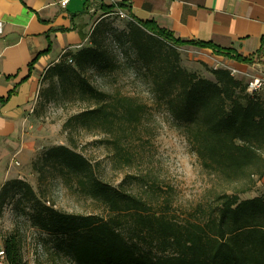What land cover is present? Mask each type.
I'll use <instances>...</instances> for the list:
<instances>
[{
    "label": "trees",
    "instance_id": "1",
    "mask_svg": "<svg viewBox=\"0 0 264 264\" xmlns=\"http://www.w3.org/2000/svg\"><path fill=\"white\" fill-rule=\"evenodd\" d=\"M116 9L127 11L135 25L173 48L211 50L214 56L241 64L260 62L264 56V41L257 55L242 57L211 43L180 39L153 23L139 22L123 3L100 5L104 15ZM104 40L102 26L97 25L90 36L92 46L76 53L66 51L44 78L66 83L85 106L64 125L69 140L73 143V133L80 130L108 136L99 143L111 149L113 166L121 170L136 161V132L150 107L135 97L98 90L83 75L105 62ZM178 62L176 55L169 66L152 74L157 107L171 116L204 172L234 192L223 190L209 212L207 208L190 215L193 220L179 223L165 212L168 206L155 211L148 198L126 188L139 181L138 177L127 176L114 187L103 182L89 159L74 147L56 146L33 161V172L41 182L59 177L69 191L104 206L105 214L80 216L47 206L23 179L7 181L1 187L0 212L8 198L17 194L36 203L35 225L60 238L73 264H264V193L241 199L264 179V97L248 94L245 82L228 69H212L213 79L209 80L181 68ZM33 66L34 62L30 71ZM6 101L0 99L1 104ZM3 245L9 264H26L18 236L7 237Z\"/></svg>",
    "mask_w": 264,
    "mask_h": 264
},
{
    "label": "rangeland",
    "instance_id": "2",
    "mask_svg": "<svg viewBox=\"0 0 264 264\" xmlns=\"http://www.w3.org/2000/svg\"><path fill=\"white\" fill-rule=\"evenodd\" d=\"M89 25L87 47L92 46L90 36L94 29L101 25L105 33L103 45L106 58L103 64L88 69L83 75L98 90L135 97L150 107L147 118L136 132V161L130 168L115 169L111 149L99 143L108 137L102 134L92 135L80 130L73 133V143L69 140V131L64 130V125L71 115L85 106L73 95V89L57 78L42 80L34 103L26 112L24 127L38 131L42 137L33 161L52 147H74L89 159L98 177L107 184L117 187L127 176L138 177L139 181H133L134 184L126 188L148 198L155 211L168 206L165 212L170 217H176L179 223L193 220L190 215H198L200 211L203 213L207 208L209 212L216 195L226 189L227 193L234 191L204 172L197 155L171 116L164 108L157 107L152 74L165 69L171 59L178 55L181 68L212 80L210 71L227 69L228 61L193 47L173 48L166 45L135 25L129 17L121 19L115 14L103 15L98 12L89 17ZM32 164L30 171L17 179L30 184L41 203L54 205L57 210L73 215L105 214L104 206L75 190L69 191L59 177H48L41 182L39 175L33 172ZM263 193L264 179L241 199H252ZM35 208L36 203L22 194L8 198L0 212V238L3 244L7 237L18 236L26 264H73L62 249L60 238L35 225ZM145 249L149 250L147 247Z\"/></svg>",
    "mask_w": 264,
    "mask_h": 264
},
{
    "label": "crops",
    "instance_id": "3",
    "mask_svg": "<svg viewBox=\"0 0 264 264\" xmlns=\"http://www.w3.org/2000/svg\"><path fill=\"white\" fill-rule=\"evenodd\" d=\"M62 1L0 0V99L7 100L0 103V189L30 171L41 143L39 132L25 128L24 122L46 71L66 51L76 53L89 45V17L103 14L100 5H109L107 0H69L61 7ZM115 2L126 5L139 22L242 57L257 55L264 41V0ZM197 50L213 55L211 50ZM224 60L227 68L264 67V56L253 64Z\"/></svg>",
    "mask_w": 264,
    "mask_h": 264
},
{
    "label": "built area",
    "instance_id": "4",
    "mask_svg": "<svg viewBox=\"0 0 264 264\" xmlns=\"http://www.w3.org/2000/svg\"><path fill=\"white\" fill-rule=\"evenodd\" d=\"M69 0H64L60 3L61 7H66ZM109 5H115V0H107ZM94 11L93 9H91ZM112 14L117 15L121 19H125L128 16V13L121 9H116ZM66 53V52H65ZM69 63H72V60H69ZM231 75L239 80H243L246 84V89L248 94H264V67H255L251 70L249 69H237V68H227ZM17 166L19 165L16 163ZM39 247H41L39 245ZM0 264H9V261L7 259V254L4 249L3 242L0 238Z\"/></svg>",
    "mask_w": 264,
    "mask_h": 264
}]
</instances>
